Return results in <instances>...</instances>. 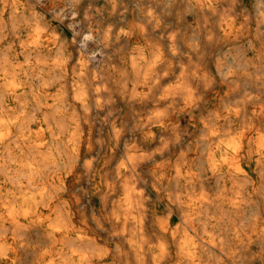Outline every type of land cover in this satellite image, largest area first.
<instances>
[{
  "label": "bare ground",
  "instance_id": "6f19581e",
  "mask_svg": "<svg viewBox=\"0 0 264 264\" xmlns=\"http://www.w3.org/2000/svg\"><path fill=\"white\" fill-rule=\"evenodd\" d=\"M218 1L0 0V264H264V0Z\"/></svg>",
  "mask_w": 264,
  "mask_h": 264
},
{
  "label": "rangeland",
  "instance_id": "374dc122",
  "mask_svg": "<svg viewBox=\"0 0 264 264\" xmlns=\"http://www.w3.org/2000/svg\"><path fill=\"white\" fill-rule=\"evenodd\" d=\"M45 0H39V5H38V8L40 9L43 5H44V2ZM226 0H220L218 1L216 4L220 5V6H225L226 4ZM86 7V8H85ZM88 8V9H87ZM43 11V9H41ZM81 10V11H80ZM82 10H85L82 11ZM89 12V10L91 11L92 8L90 7V4L86 3L85 6L83 8H79L78 11H77V14L74 16L75 18L74 19H77V21L73 22L72 25L69 24L67 21L65 22V26L68 28L69 32L71 33L72 32V28L74 27H80L81 30H85L86 26H82V23H84V19L86 18V12ZM53 15V13H52ZM55 15V14H54ZM187 19L189 21H191V18H189V16H187ZM174 22V15L172 13L169 12V15H168V18H167V22H166V25L167 26H170L172 23ZM79 25V26H78ZM95 26V25H94ZM169 28V27H167ZM85 33V32H84ZM167 32H164L162 35H157V37L159 39L162 40V43L165 44V36ZM164 36V37H163ZM199 39H200V36H199ZM95 53V52H94ZM92 115V116H91ZM98 115L93 113V114H90L89 115V119H90V123L93 125L94 127V133H97V126H98ZM97 199L96 198H91V207L94 208V210L96 209V206H97ZM94 212V211H92Z\"/></svg>",
  "mask_w": 264,
  "mask_h": 264
}]
</instances>
